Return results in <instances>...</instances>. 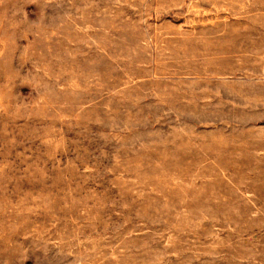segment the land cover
Masks as SVG:
<instances>
[{
  "label": "rangeland",
  "instance_id": "374dc122",
  "mask_svg": "<svg viewBox=\"0 0 264 264\" xmlns=\"http://www.w3.org/2000/svg\"><path fill=\"white\" fill-rule=\"evenodd\" d=\"M264 0H0V264H264Z\"/></svg>",
  "mask_w": 264,
  "mask_h": 264
},
{
  "label": "built area",
  "instance_id": "2783aa9c",
  "mask_svg": "<svg viewBox=\"0 0 264 264\" xmlns=\"http://www.w3.org/2000/svg\"><path fill=\"white\" fill-rule=\"evenodd\" d=\"M262 78H263V80H264V69H263V72H262Z\"/></svg>",
  "mask_w": 264,
  "mask_h": 264
}]
</instances>
